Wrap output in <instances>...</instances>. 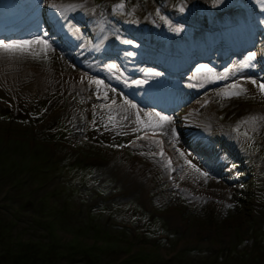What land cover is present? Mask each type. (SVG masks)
<instances>
[{
	"label": "rangeland",
	"instance_id": "rangeland-1",
	"mask_svg": "<svg viewBox=\"0 0 264 264\" xmlns=\"http://www.w3.org/2000/svg\"><path fill=\"white\" fill-rule=\"evenodd\" d=\"M53 2L51 12L61 18V28L47 12L48 0H42L34 8L36 21L22 19L23 27L1 40L43 36L52 45L48 50L63 60L34 53L52 65L43 68L49 82L52 76L62 79L67 72H82L102 83L84 81L83 89L71 85L67 91L55 88L35 98L23 88L14 97L0 93L1 263L264 264V119H250L264 117V96L252 93L245 83H264V0ZM15 10L9 7L3 14ZM64 37L76 44L65 43ZM2 54L11 55L0 49ZM23 57L21 64L27 60ZM170 76L198 84L192 91L200 96L186 107V87L185 99L171 98L184 104L178 109L147 106L169 101L145 103L147 93L134 84ZM233 84L247 93L218 95L239 91ZM203 98L194 111L195 125L203 132L187 131L190 124L180 115ZM17 100L22 105L18 110ZM96 104L106 110L101 112ZM135 104L174 120L175 134L167 133L168 126L162 130L165 146L178 149L171 150L172 158L185 171L176 181L196 183L186 175L182 148L209 173L200 175L199 186L188 191L172 185L154 147L137 144L143 130L155 128L132 123ZM51 114L55 118L46 120ZM109 120L124 124L117 133L105 132ZM191 133L196 137H189ZM153 136L149 139L156 140ZM136 163H148L154 173L142 174Z\"/></svg>",
	"mask_w": 264,
	"mask_h": 264
},
{
	"label": "bare ground",
	"instance_id": "bare-ground-1",
	"mask_svg": "<svg viewBox=\"0 0 264 264\" xmlns=\"http://www.w3.org/2000/svg\"><path fill=\"white\" fill-rule=\"evenodd\" d=\"M53 1H57V0H48V10H50V11H48L47 10V12L48 13H52L53 15H54V18H55V21H56V23H57V25L61 28V26H62V20H61V18H59V15L56 13H54V12H51V6H53ZM35 4H37L34 8H36L39 4H38V2H37V0H0V11L2 10V9H4V7H14L16 10L15 11H13V13H12V16H14L15 18H16V20L18 19V17H20V15H22V14H25V18H29L32 22H34V21H36L37 20V14L35 13L34 14V11H35V9L33 8V6L35 5ZM3 5H6V6H3ZM31 9H33V12L32 11H30ZM61 13V12H60ZM21 19H22V17H21ZM66 19V18H65ZM1 22H5V21H1ZM16 22V21H15ZM8 25H10V24H8ZM12 25V24H11ZM64 25V24H63ZM60 30V29H59ZM69 30V29H68ZM36 32V31H35ZM243 32V31H242ZM254 33V32H253ZM222 38V37H221ZM216 40V39H215ZM232 40V39H231ZM247 40V39H246ZM0 41H2L1 40V36H0ZM241 41V40H240ZM10 42H13V40H10L8 43H10ZM174 42V41H173ZM245 42V41H244ZM176 43V42H175ZM246 44V43H245ZM198 45V44H197ZM206 45V44H205ZM204 45V46H205ZM222 45V44H221ZM231 46V45H230ZM239 46V45H238ZM197 47V46H196ZM163 48V47H162ZM167 48V47H166ZM165 48V49H166ZM244 48V47H243ZM31 50H32V53H33V55H35L34 53L35 52H39V55L38 56H40L41 58H42V53H43V46L42 45H31ZM163 50V49H162ZM187 50V49H186ZM226 50V49H225ZM167 51V50H166ZM201 51V50H200ZM195 52V51H194ZM5 53V52H4ZM47 53L48 54H51L52 55V57H54V58H56V59H58V60H60L59 62H61V61H63V60H61V57H60V55H58V53L57 54H55V53H53V51L52 50H48L47 49ZM191 53V52H190ZM221 53V52H220ZM6 54V53H5ZM55 54V55H54ZM60 54V53H59ZM193 54V53H192ZM204 56V55H203ZM22 58H24V57H22ZM22 58L21 57H16V56H11V55H6V56H4L3 54L2 55H0V93H4L3 95H5V96H7V97H14L16 94H18V93H21V91H22V88L23 89H25L24 91H28V93H26L27 95H29V97L30 98H35V96L38 94V93H43V94H49L53 89H55V88H57V89H60V90H62V91H67L68 89H69V86H71V85H74L75 87H79V88H82L83 87V85H84V81H89L90 82V80H89V78H91V77H89L87 74H85V73H82V72H65V70H63L62 72H64V73H66V75L64 74L63 75V78L62 79H59V78H53V76H52V81L51 82H49V79L47 80L46 78H45V76H47V74H48V71H46L45 69H43V68H48L49 67V65H47V64H45L44 63V61H43V59H42V61H40V58L39 59H35V60H37V61H39V63L41 64V65H37V66H35L34 65V63H32L31 61H33V60H31V57H29V56H25V58L27 59V60H23L22 61V63L23 64H21V63H19L18 61H20L21 62V60H22ZM33 58V57H32ZM49 58V57H48ZM4 61H6V62H4ZM55 61V60H54ZM167 61V60H166ZM151 62V61H150ZM57 63V62H56ZM64 63H65V61H64ZM172 63V62H171ZM175 63V62H174ZM25 64V65H24ZM29 65H32V68H28V66ZM167 65V64H166ZM50 66H52V65H50ZM65 66H67V65H65ZM163 66V65H162ZM164 67H166V66H164ZM44 71H43V70ZM170 69V68H169ZM28 70H31V74L30 75H26V73L28 72ZM168 70V69H167ZM42 72H45V73H42ZM237 72V71H236ZM58 76V75H57ZM55 77V76H54ZM218 77V76H217ZM93 80H94V78H92ZM218 79V78H217ZM169 82H173V78H168L167 79ZM98 81V80H97ZM143 82H145V80H142ZM250 80H248V81H246L245 83H246V86H248L249 87V89H250V91L252 92V93H254L255 95H258L259 96V89L257 88V86L256 85H253V84H251L250 82H249ZM181 81H178V83H180ZM184 82L185 81H182L181 82V85H183L184 86ZM46 83H49V84H51V86L47 89V90H44V85H46ZM25 84H29L30 86H31V88H30V90H27L26 89V86H25ZM48 84V85H49ZM144 84H146V83H144ZM25 87H24V86ZM183 86H181V89L180 90H183ZM193 86H196V85H194L193 84ZM247 87V88H248ZM154 88L155 89H160L161 88V86H159V84H155V86H154ZM83 89V88H82ZM183 93V92H182ZM143 94V93H142ZM186 94H189V96L188 97H190V98H186L185 97V95H181L180 93L179 94H175V95H173V96H180V97H183L184 99L186 98V99H188V102H186V107H187V105L189 104V103H192V101H194V99H196V98H198L199 96H200V94H201V92H190L189 90H188V92L186 93ZM96 95H98V94H96ZM139 95H141V94H139ZM16 96H18V95H16ZM117 96V95H116ZM25 97V96H24ZM114 97V96H113ZM20 98V97H19ZM22 98V97H21ZM29 98V99H30ZM139 98L141 99V96H139ZM143 99V101L146 103L147 101H146V99H153V100H164L165 99V97H163L162 95H157V94H151L150 96L149 95H145V94H143V97H142ZM117 99V98H116ZM204 99V98H203ZM110 100V99H109ZM116 101V100H115ZM140 103H141V105H145L143 102H141L140 100H138ZM168 101H169V103L168 104H175L176 102H178L177 101V99H174V101H172V99H168ZM202 101V99L199 101V102H197V103H194V105H193V107L190 109H187L186 110V114H184V116L182 117V120H186L187 121V123H189L190 125H189V127L188 128H186V130L187 131H196V132H203V130H201V129H199L198 128V125H195V121L196 120H194V118H195V110L197 109V107H198V105H199V103ZM20 101L19 100H17L16 102H14V105H15V108H16V110H18V107L19 106H22L20 103H19ZM54 102V101H53ZM117 102V101H116ZM138 102V103H139ZM159 102H166V101H159ZM109 103V102H108ZM117 104V103H116ZM134 104V103H133ZM53 105V104H52ZM51 105V106H52ZM100 109H101V112H103L104 110H106V108H105V106H102V105H100V104H96ZM118 105H119V103H118ZM136 105V104H135ZM134 105V108L137 110V114H140V119L141 120H143V121H145V123H138L137 122V115H135L136 117H135V119L134 120H132V123H136V124H141V126H144V127H147L146 126V123L148 122V120L149 119H151V121H152V124L153 125H155L156 123H158L157 121L158 120H156L155 119V117L154 116H152V117H149L147 114H154L155 112L154 111H145V110H143V109H141L139 106H135ZM55 106V105H54ZM117 106V105H116ZM123 106V104L121 103V105H119L118 107H116V108H120V107H122ZM145 107V106H144ZM31 108V107H30ZM30 108H26L25 109V111H28ZM121 109V108H120ZM56 110V109H55ZM150 110V109H149ZM56 112V111H55ZM55 112H54V114H55ZM260 112H264V107H261L260 108ZM107 113V112H106ZM136 113V112H135ZM54 114H51V115H49V116H47V119L46 120H48L49 119V121H51V119L53 120L54 118H55V115ZM134 115V114H133ZM54 116V117H53ZM109 117V116H108ZM133 119V118H132ZM110 121V123L106 126V129H105V132L107 131V130H114V132H116L117 133V131H118V129L124 124V120H109ZM174 120H172V123H171V125H168V124H165V126H166V128H167V126H168V129H167V133L168 134H170V135H172L173 133H172V126H173V122ZM50 123V122H49ZM165 126H164V129L166 130V128H165ZM182 127V126H181ZM152 128H155V127H152ZM182 128H184V127H182ZM165 130H162L161 128H155V129H147V130H143V133L140 135V142L141 143H145L147 146H154V149L156 150L155 151V153H154V155L156 156V153L157 154H159L161 151H163V153H164V161L166 160V158L165 157H168V158H170V163H169V165L170 166H172L173 167V169L175 170L174 171V174L172 175V182H174L175 183V185H179L180 187H186L187 189H189L188 191H190V190H192L191 188H195L196 186H199V185H197L198 183H199V180L201 181V178H200V174L198 173V172H196L195 171V169L192 167V165L194 164V165H196V167L197 168H200L199 167V165H198V163H196L195 162V160H193L192 159V157L188 154V153H186L182 148H179V151L180 152H184V153H186V155L185 156H183L186 160H187V162H188V165H186V167H185V169H186V175H187V177H189L190 179H192V181L194 180L196 183H193V184H189L186 180H184L183 182H178V181H176L177 180V177H176V175H179V173L181 174L183 171H184V169H183V167H182V165H181V163L180 162H175L174 160H171V157H173V158H176V157H174L171 153L173 152V151H176V147L175 146H173V147H170L169 145V148H168V146L166 147L165 146V141H164V136H165V134H164V132H165ZM104 132V133H105ZM159 132H162L163 134H159ZM104 133H103V135H104ZM166 133V132H165ZM106 134V133H105ZM109 134H111V133H109ZM152 134V136L153 135H156L157 134V136H153L154 137V139H156V140H150L149 138H150V135ZM167 134V135H168ZM112 135V134H111ZM109 136V135H108ZM113 136H115V134L113 135ZM112 136V137H113ZM189 137H196V135L195 134H189ZM204 139H206V138H204ZM137 140V139H136ZM207 140V139H206ZM210 140V139H209ZM195 141H196V139H195ZM199 141V140H198ZM137 142H138V140H137ZM197 142V141H196ZM201 142V141H200ZM137 144H140L139 142L137 143ZM172 145H173V143H171ZM164 146L166 147V150H164ZM182 147V146H181ZM151 148V147H150ZM182 149V150H181ZM171 150H173V151H171ZM150 151V150H149ZM177 152H178V149H177ZM214 152H216V151H214ZM213 152V153H214ZM150 154V153H149ZM151 155V154H150ZM152 155H153V153H152ZM174 155H175V153H174ZM140 160V159H139ZM177 160V159H176ZM155 161L157 162V160L155 159ZM189 161H191V163H189ZM148 163H151V161L149 160V162ZM146 164V165H144L143 167L142 166H139L137 163L136 164H134L135 165V167L137 166V168L139 169V167H140V169H141V173L142 174H145L146 172L149 174V175H152L153 173H154V168H151V165H149V164ZM152 164V163H151ZM133 168V167H132ZM137 170V169H136ZM184 173H185V171H184ZM141 174V175H142ZM179 177V176H178ZM151 178V176H147V180H149ZM200 178V179H199ZM191 181V182H192ZM200 191H203V190H201L200 189ZM204 192V191H203Z\"/></svg>",
	"mask_w": 264,
	"mask_h": 264
},
{
	"label": "snow or ice",
	"instance_id": "snow-or-ice-1",
	"mask_svg": "<svg viewBox=\"0 0 264 264\" xmlns=\"http://www.w3.org/2000/svg\"><path fill=\"white\" fill-rule=\"evenodd\" d=\"M181 11H183V9H181ZM175 31H179V29H175ZM125 43H130V41H125ZM42 45L43 46V54L45 56H47V49H51L52 45L51 43L45 39V37L41 36V37H36L33 40L30 41H13L10 43H5L4 41H0V49H2L5 53H9L11 55L14 56H19V57H23V56H33V58H38L36 56L33 55L32 50H31V45ZM255 54H250L248 56L249 60H252L254 58ZM115 65H109V68H114ZM210 71V70H209ZM90 83H94L97 86H99L102 81H97V80H93L92 78H89ZM251 84L256 85L257 88L259 89V92L262 96H264V83H258L256 80H250L249 81ZM136 83H140V82H136ZM231 88L236 89L239 88V91H232V92H226V93H218V95H223L224 98H232V97H238L242 94H246L247 93V89L243 88L241 85L239 84H233L230 85ZM107 98V97H106ZM254 98V97H253ZM112 103H116L115 101H112ZM125 103H128V101H125ZM134 107V105H133ZM149 117L154 116L157 120L158 123H156L155 125L152 124L151 119L148 120V122L146 123L147 127H155V128H164L165 124L171 125L172 123V118L168 117V116H163L160 113H154V114H147ZM251 120H256V119H264V117H251ZM137 122L138 123H145V121L140 119V114H137ZM245 123H247V121H245ZM172 133L175 134V130L172 129ZM162 157L164 156L163 151H161L159 153ZM186 153L181 152V156H185ZM170 163V161H169ZM189 163H191V161H189ZM192 167L195 169L196 172L200 173L201 176L203 177H208L209 173L207 171H201L200 168H197L196 165H192ZM229 207H231V205H229Z\"/></svg>",
	"mask_w": 264,
	"mask_h": 264
},
{
	"label": "water",
	"instance_id": "water-1",
	"mask_svg": "<svg viewBox=\"0 0 264 264\" xmlns=\"http://www.w3.org/2000/svg\"><path fill=\"white\" fill-rule=\"evenodd\" d=\"M152 105H154V107H157L159 109H162V110H168V109H172V107L175 105V104H162V103H153Z\"/></svg>",
	"mask_w": 264,
	"mask_h": 264
},
{
	"label": "trees",
	"instance_id": "trees-1",
	"mask_svg": "<svg viewBox=\"0 0 264 264\" xmlns=\"http://www.w3.org/2000/svg\"><path fill=\"white\" fill-rule=\"evenodd\" d=\"M1 237H2V236H1ZM0 239H1V238H0ZM0 243H2V242H0ZM1 254H2V253H0V256H1ZM0 264H5V263H1V261H0Z\"/></svg>",
	"mask_w": 264,
	"mask_h": 264
}]
</instances>
